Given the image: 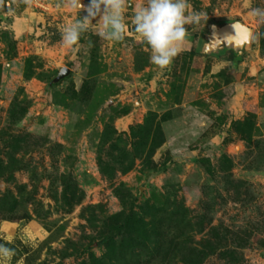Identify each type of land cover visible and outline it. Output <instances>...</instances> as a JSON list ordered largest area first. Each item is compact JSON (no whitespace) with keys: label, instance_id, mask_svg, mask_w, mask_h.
Here are the masks:
<instances>
[{"label":"rangeland","instance_id":"1","mask_svg":"<svg viewBox=\"0 0 264 264\" xmlns=\"http://www.w3.org/2000/svg\"><path fill=\"white\" fill-rule=\"evenodd\" d=\"M189 3L202 13L192 46L160 70L132 8L124 41L88 32L70 47L60 30L86 10L4 0L0 243L15 249L9 264H264V21L252 14L264 0ZM28 13V30L16 32ZM235 20L255 29L241 58L199 52L210 23ZM215 58L225 62L216 72ZM62 66L71 74L49 86ZM131 111L121 131L115 122ZM173 120L181 125L168 148ZM183 143L199 152L177 154ZM180 160L189 176H169Z\"/></svg>","mask_w":264,"mask_h":264},{"label":"clouds","instance_id":"2","mask_svg":"<svg viewBox=\"0 0 264 264\" xmlns=\"http://www.w3.org/2000/svg\"><path fill=\"white\" fill-rule=\"evenodd\" d=\"M3 2L0 0V6ZM22 2L31 6L33 0ZM64 4L79 13L86 10L85 15L60 30L62 42L70 47L88 32L110 42L124 41L128 33L125 16L132 8L131 25L141 43L147 45L145 50H150V63L160 70H170L174 59L185 49L189 28L202 19V13L192 11L189 0H90L89 4L64 0ZM252 14L264 21V9L255 8ZM96 18L98 22L93 23ZM14 255V248L0 243V264H9Z\"/></svg>","mask_w":264,"mask_h":264},{"label":"water","instance_id":"3","mask_svg":"<svg viewBox=\"0 0 264 264\" xmlns=\"http://www.w3.org/2000/svg\"><path fill=\"white\" fill-rule=\"evenodd\" d=\"M203 42L199 52L202 54L214 53L219 49L232 50L240 58L244 50L252 43L255 29L241 20H235L223 25L210 23L202 33ZM71 74V68L62 66L58 74L51 80L49 86L62 81Z\"/></svg>","mask_w":264,"mask_h":264},{"label":"crops","instance_id":"4","mask_svg":"<svg viewBox=\"0 0 264 264\" xmlns=\"http://www.w3.org/2000/svg\"><path fill=\"white\" fill-rule=\"evenodd\" d=\"M23 16L19 17L18 18V22L15 21L13 25H11V27L19 33V31H27L28 30V26H29V22L32 21L34 18L32 16V14L28 13V14H22ZM192 46V41L190 38L187 37V42L185 44V49L183 52H181V54L187 52ZM213 55H215L216 57L218 56L216 53H211ZM216 59V62L215 65H214V69L213 71L216 72V71H220L224 65H225V62L224 61H220L219 62V59L218 58H215ZM167 85V84H166ZM168 86V85H167ZM185 95H189V92L187 91V93ZM237 96L238 95H235L234 96V100H233V103L231 104V107L232 108H237L238 106V99H237ZM188 102L185 101L184 105H187ZM137 110H139V108H135V113L137 112ZM134 115V112L131 111L130 113H127V114H124L122 115L121 117H119L117 119V121L115 122V124L117 125V127L121 130V131H125L126 129L129 128V126L131 124L134 123L135 119H131V116ZM185 120V118H183ZM183 120V121H184ZM179 125L178 127H180L181 123L179 124V121L177 120H173L172 122L169 121L167 122L166 124V127H167V138H168V142H167V147L170 148L172 147V144L174 143V135H175V131L176 129L178 130L179 128L176 126ZM174 127V128H173ZM177 127V128H176ZM180 150H178L176 153L183 156H188V157H191V156H194L196 155L199 150L197 149H191L188 145H186L185 143L183 144H180ZM189 164L187 162H184L183 160H180L178 162H175L173 163L172 165V168H171V171L169 172V176L173 177V178H184V177H188L189 176V173L190 171L187 173L186 172V168H189Z\"/></svg>","mask_w":264,"mask_h":264},{"label":"trees","instance_id":"5","mask_svg":"<svg viewBox=\"0 0 264 264\" xmlns=\"http://www.w3.org/2000/svg\"><path fill=\"white\" fill-rule=\"evenodd\" d=\"M225 23H227V22H225ZM256 36L258 38V42H259L260 48L264 51V25H262L258 29V31L256 33ZM193 52H195V50H193Z\"/></svg>","mask_w":264,"mask_h":264},{"label":"built area","instance_id":"6","mask_svg":"<svg viewBox=\"0 0 264 264\" xmlns=\"http://www.w3.org/2000/svg\"><path fill=\"white\" fill-rule=\"evenodd\" d=\"M48 0H33L32 5L35 8L46 9Z\"/></svg>","mask_w":264,"mask_h":264},{"label":"flooded vegetation","instance_id":"7","mask_svg":"<svg viewBox=\"0 0 264 264\" xmlns=\"http://www.w3.org/2000/svg\"><path fill=\"white\" fill-rule=\"evenodd\" d=\"M200 39H202V37L195 41L196 47H197V43L199 42Z\"/></svg>","mask_w":264,"mask_h":264}]
</instances>
